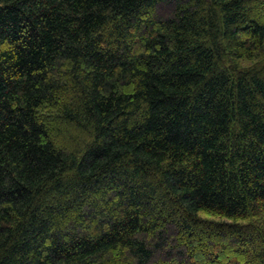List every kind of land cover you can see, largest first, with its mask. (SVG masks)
I'll return each instance as SVG.
<instances>
[{
	"label": "trees",
	"instance_id": "1",
	"mask_svg": "<svg viewBox=\"0 0 264 264\" xmlns=\"http://www.w3.org/2000/svg\"><path fill=\"white\" fill-rule=\"evenodd\" d=\"M0 264H264V0H0Z\"/></svg>",
	"mask_w": 264,
	"mask_h": 264
},
{
	"label": "rangeland",
	"instance_id": "2",
	"mask_svg": "<svg viewBox=\"0 0 264 264\" xmlns=\"http://www.w3.org/2000/svg\"><path fill=\"white\" fill-rule=\"evenodd\" d=\"M231 252L229 251V252H227V253H225V257H229L231 254H230Z\"/></svg>",
	"mask_w": 264,
	"mask_h": 264
}]
</instances>
